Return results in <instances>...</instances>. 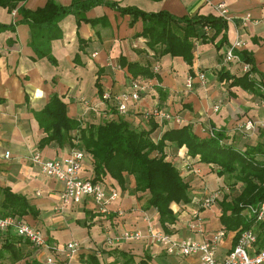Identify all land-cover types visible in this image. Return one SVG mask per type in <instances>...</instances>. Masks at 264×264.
<instances>
[{
    "label": "crops",
    "instance_id": "1",
    "mask_svg": "<svg viewBox=\"0 0 264 264\" xmlns=\"http://www.w3.org/2000/svg\"><path fill=\"white\" fill-rule=\"evenodd\" d=\"M47 1L26 0L20 2L19 6L36 10L44 7ZM57 1L63 5L72 2ZM112 1L119 2L122 7L134 6L146 12L168 11L180 17L196 14L218 16V4L224 2L231 17L227 22V42L221 49L217 44L221 37L214 41L195 42L192 65L180 56H158L148 46L147 38L137 36L143 30L141 19L131 25L130 15H122L106 5L93 7L85 13V17L90 20L106 17L107 22L78 23L75 15H68L60 22L62 37L51 42L56 63L47 57L36 56L31 46L29 24L18 23L14 31L0 32V187L9 188L27 198L36 214L17 217L40 229L50 244L58 246L59 261L65 260V245L70 241H78L80 250L70 264H89L88 256L95 254L105 264H113L116 257L106 252L116 247L129 251L139 261L147 260L148 264H199V257L168 255L160 245L146 241L115 242L112 245L107 242V239L114 238L124 229L145 230L148 220L156 229H162L157 211L145 209L148 195L133 192L136 181L132 175H126L124 188L109 175L104 176L102 186L107 193H119V198L108 206L107 212L101 211L92 198H86L81 204L63 212L55 210L60 202L63 183L43 173L30 157L39 150L48 159H59L68 155L70 148L60 147L56 143L40 146V140L47 134L40 127L35 112L41 111L52 96L59 95L67 103L69 116L83 122H99L114 115L143 127L147 126L145 113L155 109L181 118L178 123L156 117L159 127L153 133L155 139L160 138L167 129L189 124L203 136H210L212 131L225 130L229 141L241 149L246 142H262L264 100L239 86H230L231 81L221 79L220 72L243 75L244 63L224 64L226 46L241 40L244 45L237 48L236 53L243 51L250 55L258 73L264 76V0ZM248 16L250 19L244 25V18ZM21 19L22 15L17 9L10 12L0 6L1 24L13 25ZM211 33L212 30L208 34ZM122 58L128 62L150 65L158 77L133 78L127 67L121 65ZM201 71L208 78L205 85L197 78ZM189 75L195 77L191 89L186 87ZM98 79L104 92L112 94L110 100H103L99 95L96 85ZM133 79L146 81L149 87L141 93L140 100L129 105L125 115H119L115 97L129 91ZM217 105L219 110L214 111ZM113 107L115 114L112 113ZM247 119H253L259 125L250 138H244L237 131L238 125ZM186 150L182 147L173 153L172 147L166 148L167 159L174 162L183 178L191 184L193 197L191 203L172 204L178 221L168 226L177 240L190 237L203 241L220 228L219 201L202 211L203 233L189 229L188 222L192 211L209 191L204 182L205 177L215 174V171L187 155ZM7 152H10L9 158L6 157ZM81 174L83 178H93L95 175L94 159L90 154H85ZM226 183L223 180L217 187L219 189L215 190L224 193L228 190L222 187ZM240 186L242 189L241 183L237 188L240 189ZM2 198L0 194V205ZM255 229L259 233L258 224ZM229 233L231 235L220 249L221 254L226 253L234 241L235 233ZM6 242L13 243L15 254L21 258L16 259V255L7 254L2 264H26L33 260L45 264L49 251L20 242L15 229L0 232V250Z\"/></svg>",
    "mask_w": 264,
    "mask_h": 264
},
{
    "label": "trees",
    "instance_id": "2",
    "mask_svg": "<svg viewBox=\"0 0 264 264\" xmlns=\"http://www.w3.org/2000/svg\"><path fill=\"white\" fill-rule=\"evenodd\" d=\"M22 1L26 0H0L1 7L10 12L17 9L22 15V19L13 25L0 23V32L14 31L18 23L29 24L31 46L36 56L47 57L52 63L56 61L51 52V42L62 37L60 22L68 15H75L78 23L107 22L106 17L95 20L85 17L88 10L99 5H106L122 15H130L131 25L141 19L143 30L137 36L147 38L148 46L158 56H180L192 65L195 42L214 41L221 37L217 43L219 49L227 42L228 21L216 15L196 14L180 17L168 11L146 12L134 6L122 7L119 2L112 0H72L69 5H63L57 0H48L44 7L31 10L19 6ZM205 27H210L212 33L208 34ZM238 55L242 62L249 64V70L241 76L221 71L220 78L230 80V86H239L264 100V76L258 73L250 55L243 51L238 52ZM121 65L127 67L135 79L158 77L150 65L128 62L124 58L121 59ZM96 85L102 98L105 92L99 79ZM35 116L47 134L40 140L41 147L56 143L60 147L70 148V151L80 149L93 157L95 175L88 179L94 183L103 185L102 179L109 175L124 188L126 175L134 176L136 186L133 192L148 195L145 209L157 211L161 230L164 232L172 234L168 224L178 221L172 204L184 205L193 201L191 184L183 178L174 162L167 159L168 146L172 147L173 153L185 147L187 155L209 166L217 175L225 177L227 183L222 187L228 190L222 198L220 197L221 200H218L221 207L219 229L235 233V243L238 234L254 227V218L247 212L249 207H255L264 201V141L256 144L246 142L245 147L241 149L229 141L225 130H217L214 135L203 136L189 124L167 129L160 138L155 139L152 135L159 125L153 115L146 118L147 126L143 127L135 126L125 118L114 115L99 122H83L69 116L67 103L59 95L52 96L41 111L35 112ZM240 183L242 189L231 198L230 195ZM0 194L3 196L0 205L2 217L36 214L26 197L2 187ZM259 228V240L264 245V223L259 224ZM22 241L32 244L20 238V242ZM15 252L13 243L6 242L0 250V264L7 254L16 255ZM58 253L55 254L57 261ZM106 253L116 257L113 264H148L147 260L139 261L129 251L117 247ZM14 257L21 258L19 255ZM87 262L105 264L96 254L89 255ZM26 264L41 263L33 260Z\"/></svg>",
    "mask_w": 264,
    "mask_h": 264
},
{
    "label": "built area",
    "instance_id": "3",
    "mask_svg": "<svg viewBox=\"0 0 264 264\" xmlns=\"http://www.w3.org/2000/svg\"><path fill=\"white\" fill-rule=\"evenodd\" d=\"M217 12L218 16L223 17L225 20L229 21L231 19L229 9L224 2L218 4ZM249 19V16L244 18V25H247ZM205 31L209 33L211 28L205 27ZM243 45V41L237 40L226 46L224 51V64L226 66H229L231 63L242 62L236 51L237 48ZM249 68V64L244 63V73ZM197 78L204 85L208 82L207 75L204 71L199 72ZM194 81L195 77L189 75L186 80V87L191 89ZM148 87L149 83L146 81L141 82L133 79L130 90L115 97L117 113L119 115H125L128 112L129 105L140 100L141 93L147 90ZM111 98L112 94L110 92H105L102 97L103 100H110ZM218 110L219 105L214 108V111ZM151 115L163 119L175 120L178 123L181 122L180 117L159 109L145 113V118H149ZM258 127L259 125L256 121L247 119L238 125L237 131L244 137H252ZM211 135H214L213 131ZM6 157H10V152L6 153ZM30 159L41 168L43 173L63 183L60 202L55 207V210L59 212L81 204L86 198H92L101 211L107 212L108 206L119 198L117 191L107 193L102 184L94 183L92 180L82 177L81 171L85 153L80 149H72L68 155L59 159H48L37 150L32 153ZM220 197V190L206 192L199 206L192 211L188 228L203 233L204 218L202 211L217 204ZM247 213L250 217L254 218V227L245 229L238 234L236 242L234 243L232 241V245H230V248L224 254H221L220 249L223 242L231 235L225 229L216 230L203 241L194 240L190 237L177 240L172 234L156 229L149 220L148 227L145 230L124 229L114 238L107 239V242L112 245L115 242L132 243L146 241L160 245L168 255L183 258L199 257V264H264V245L260 243L259 233L255 229L256 224L264 223V201L255 207H249ZM11 228L15 229L18 237L28 240L38 249H46L49 251V255L45 259V264H70L73 257L80 250V243L78 241H70L64 247L65 260L57 261L55 254L59 252L58 246L50 244L40 229L17 216L2 217L0 215V232L5 233ZM233 235L235 236V234Z\"/></svg>",
    "mask_w": 264,
    "mask_h": 264
},
{
    "label": "rangeland",
    "instance_id": "4",
    "mask_svg": "<svg viewBox=\"0 0 264 264\" xmlns=\"http://www.w3.org/2000/svg\"><path fill=\"white\" fill-rule=\"evenodd\" d=\"M152 136L155 137V135H152ZM209 177H205V179H204V182L206 183L207 188H208L207 191L209 190L208 192L214 191L218 186H220L223 183V180L225 179L224 176H219L216 173L215 174H211ZM240 189H241V186H240ZM240 189L239 188H236V190H234L232 192V194L230 195V197L231 198L235 197V195L238 194V192H239ZM224 193H226V191ZM224 193L221 192V198L223 197V194ZM221 198H220V200H221ZM194 240H196V239H194Z\"/></svg>",
    "mask_w": 264,
    "mask_h": 264
}]
</instances>
